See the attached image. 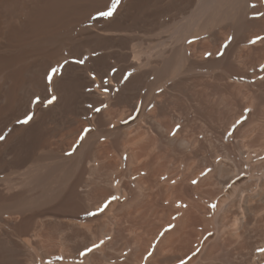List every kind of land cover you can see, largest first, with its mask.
Here are the masks:
<instances>
[{
    "label": "bare ground",
    "instance_id": "bare-ground-1",
    "mask_svg": "<svg viewBox=\"0 0 264 264\" xmlns=\"http://www.w3.org/2000/svg\"><path fill=\"white\" fill-rule=\"evenodd\" d=\"M0 264H264V1L0 0Z\"/></svg>",
    "mask_w": 264,
    "mask_h": 264
},
{
    "label": "rangeland",
    "instance_id": "rangeland-1",
    "mask_svg": "<svg viewBox=\"0 0 264 264\" xmlns=\"http://www.w3.org/2000/svg\"><path fill=\"white\" fill-rule=\"evenodd\" d=\"M264 1V0H263Z\"/></svg>",
    "mask_w": 264,
    "mask_h": 264
}]
</instances>
